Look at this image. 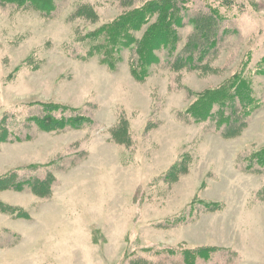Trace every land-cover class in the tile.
I'll return each instance as SVG.
<instances>
[{
	"label": "rangeland",
	"instance_id": "rangeland-1",
	"mask_svg": "<svg viewBox=\"0 0 264 264\" xmlns=\"http://www.w3.org/2000/svg\"><path fill=\"white\" fill-rule=\"evenodd\" d=\"M56 2L0 1V264H264V0H180L177 57L157 50L144 80L129 50L113 70L77 37L124 0ZM243 70L254 104L191 110ZM47 102L92 121L45 131Z\"/></svg>",
	"mask_w": 264,
	"mask_h": 264
},
{
	"label": "trees",
	"instance_id": "trees-1",
	"mask_svg": "<svg viewBox=\"0 0 264 264\" xmlns=\"http://www.w3.org/2000/svg\"><path fill=\"white\" fill-rule=\"evenodd\" d=\"M0 1L6 4L15 3L25 7L29 6L26 5L28 2H31L35 3V5L39 6L41 9L53 12L57 8V0ZM124 1V5L129 7V9L125 10L112 21L105 22L103 25L100 24L92 31L86 32L83 35L80 34L77 37L82 41L87 52V57L101 54V62L107 64L113 70L116 69L118 62L122 59L123 50H129L131 52L130 66L132 74L144 80L151 73L150 66L160 61L158 55H156L157 50L167 48L171 42L172 46L170 53L174 58L177 57L175 51L180 40V35L176 27L177 16L179 11L183 7L185 8V6L183 4L180 5V0H146L142 5L139 4L137 6L132 4V2L136 0ZM205 24L206 23L203 22L201 25V28L204 30ZM208 33L209 32L206 30L203 33L204 35L202 38H204V40L208 38ZM215 36L217 37V35ZM195 38V42L190 43L192 49L188 51L189 53L187 55L193 63L201 60L203 58L202 55H205V52H207V49L204 48L202 54L198 55L203 41L200 38L198 39V37ZM215 42L212 43L213 46H215ZM187 47H189V45H187L186 48ZM210 48L208 47V50H210ZM262 62L264 63V58ZM261 73L264 74V72ZM246 77H248V72L243 70L241 73L232 77L228 84L218 89L210 90L206 95L200 96V99H197V101L193 103L194 105L192 104L191 110L193 111L195 107L196 114L204 118V116H208L210 113L212 103L215 102L216 104L217 102L218 109H222L221 107L223 105L226 106L227 101L217 100L222 99L224 96H230L231 92L245 94V102H247L246 105L249 107L255 103L256 97L251 87L252 83ZM246 84H250V86ZM229 102H235V100H229ZM197 106L200 111L196 110ZM60 108H62L61 105L53 102L44 103V114L41 116L40 114L35 115L32 117V120L37 119V125L45 131L61 130L66 127L80 128L92 121L90 117L80 114L70 115L69 117H58L54 112ZM5 120L6 117L2 119L3 124L1 127H6V125H4ZM6 130L5 128L4 131L6 132ZM254 157L257 159V162L260 161L258 162L259 164H264V153H260L259 155L256 154ZM6 179L11 181H4ZM0 188L2 190L8 188L15 190V170L8 172L4 176H0ZM13 210L14 209H11V207L8 208L9 212ZM216 250V247H198L195 249V255L201 256L204 259H209L211 257L210 255Z\"/></svg>",
	"mask_w": 264,
	"mask_h": 264
}]
</instances>
